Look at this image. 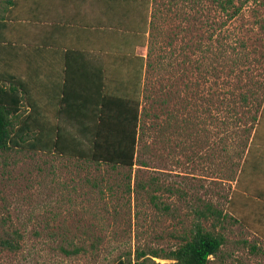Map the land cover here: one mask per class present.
I'll use <instances>...</instances> for the list:
<instances>
[{
	"label": "rangeland",
	"instance_id": "374dc122",
	"mask_svg": "<svg viewBox=\"0 0 264 264\" xmlns=\"http://www.w3.org/2000/svg\"><path fill=\"white\" fill-rule=\"evenodd\" d=\"M155 2L153 67L125 96L150 114L137 165L80 158L92 144L64 127L69 151H1L0 264H166L198 227L225 238L210 264H264V0L234 19L212 0Z\"/></svg>",
	"mask_w": 264,
	"mask_h": 264
},
{
	"label": "crops",
	"instance_id": "0c3cea01",
	"mask_svg": "<svg viewBox=\"0 0 264 264\" xmlns=\"http://www.w3.org/2000/svg\"><path fill=\"white\" fill-rule=\"evenodd\" d=\"M155 3L0 0V88L21 97L22 117L38 113L42 128L96 127L108 98L143 92Z\"/></svg>",
	"mask_w": 264,
	"mask_h": 264
},
{
	"label": "trees",
	"instance_id": "16d2710c",
	"mask_svg": "<svg viewBox=\"0 0 264 264\" xmlns=\"http://www.w3.org/2000/svg\"><path fill=\"white\" fill-rule=\"evenodd\" d=\"M256 2L259 0H212L214 8L228 13L230 19L239 16L249 4ZM209 28L211 30L209 38L212 40L216 35V29L213 25ZM149 68H151L150 64ZM11 90L13 93L15 92L14 89ZM138 94H140L139 90ZM108 100L110 104L104 103V108L109 107V110L97 114L99 122L96 127L76 130L92 144V148L83 147L82 144L80 147L76 144L73 146L75 149L78 147L80 158L86 155L92 162L133 169L137 165L138 146L143 138L144 120L150 116L149 111L145 108L141 109L139 98L111 97ZM169 101L162 99L160 104L162 106L167 105ZM242 101L248 104L249 98L245 95L242 97ZM20 103L21 97L19 95H9L7 91L0 88V152L9 148H21L24 143L36 151L49 153L69 151L63 144L67 135L64 128L40 127V117L35 112L22 117L20 115ZM249 137V139L252 137L250 132ZM70 143L72 144V141ZM81 150L83 153L80 154ZM140 166L147 167L145 163ZM152 185L151 183V187ZM138 186L146 190V185L139 183ZM149 195L151 203L156 208L164 211L169 210L166 204L161 203L162 206L160 205V198L152 190H150ZM245 204L243 203V205ZM207 212L214 213L208 207L205 212H202L204 217H207ZM217 214L221 216L222 212ZM224 243V236L215 235L202 227H198L189 241L171 251L163 259L170 261L166 264H210L211 257H216L220 253ZM79 252L80 249H75L72 253L77 254ZM143 257H145L144 252L139 254L137 262L133 264H143L140 262ZM153 257L160 258L161 256L153 253ZM120 264L126 263L120 262Z\"/></svg>",
	"mask_w": 264,
	"mask_h": 264
}]
</instances>
